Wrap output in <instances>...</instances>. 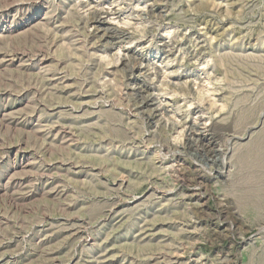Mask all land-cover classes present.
I'll return each instance as SVG.
<instances>
[{"label":"rangeland","instance_id":"1","mask_svg":"<svg viewBox=\"0 0 264 264\" xmlns=\"http://www.w3.org/2000/svg\"><path fill=\"white\" fill-rule=\"evenodd\" d=\"M0 264H264V0H0Z\"/></svg>","mask_w":264,"mask_h":264}]
</instances>
